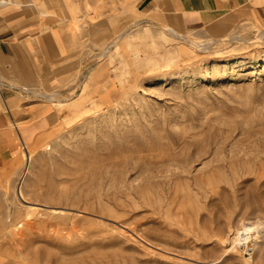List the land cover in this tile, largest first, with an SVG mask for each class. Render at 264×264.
I'll return each instance as SVG.
<instances>
[{"label": "rangeland", "instance_id": "obj_1", "mask_svg": "<svg viewBox=\"0 0 264 264\" xmlns=\"http://www.w3.org/2000/svg\"><path fill=\"white\" fill-rule=\"evenodd\" d=\"M170 29L89 48L103 98L97 64L16 90L56 112L0 164V264H264V24Z\"/></svg>", "mask_w": 264, "mask_h": 264}, {"label": "crops", "instance_id": "obj_2", "mask_svg": "<svg viewBox=\"0 0 264 264\" xmlns=\"http://www.w3.org/2000/svg\"><path fill=\"white\" fill-rule=\"evenodd\" d=\"M243 20L264 24V0H0V164H18L25 144L47 131L43 112H56L27 105L24 92L16 90L49 89L73 70L97 64L91 83L103 98L102 87L111 81L99 79L107 76L98 68L102 60L90 61L87 51L102 48L135 22L220 33ZM11 112L42 113L33 126L19 129L10 125Z\"/></svg>", "mask_w": 264, "mask_h": 264}, {"label": "bare ground", "instance_id": "obj_3", "mask_svg": "<svg viewBox=\"0 0 264 264\" xmlns=\"http://www.w3.org/2000/svg\"><path fill=\"white\" fill-rule=\"evenodd\" d=\"M170 29V28H169ZM170 30H172V29H170ZM172 32V31H171ZM173 33V32H172ZM174 34V33H173ZM232 38V37H231ZM233 40V39H232ZM186 42V41H185ZM191 42V41H190ZM194 43V42H193ZM189 44V43H188ZM203 45V44H202ZM207 45H211L209 42H207V43H205V47H207ZM195 47V46H194ZM197 48V47H196ZM198 48H200V46H198ZM202 48V47H201ZM203 48H204V46H203ZM14 192H15V194H16V197H18V195H17V192H16V190H14ZM24 194V193H23ZM260 227V224L258 225V227L256 228H253V225L252 224H250V225H244V227H243V233H241L240 235H239V237H244V238H242L241 239V241L242 240H246L247 241V234H249L250 232H252V230H256V229H258ZM244 234H246V236L244 235ZM258 234V233H257ZM260 234H261V232H260ZM259 235V234H258ZM256 239H258V237L256 236Z\"/></svg>", "mask_w": 264, "mask_h": 264}, {"label": "built area", "instance_id": "obj_4", "mask_svg": "<svg viewBox=\"0 0 264 264\" xmlns=\"http://www.w3.org/2000/svg\"><path fill=\"white\" fill-rule=\"evenodd\" d=\"M25 148V147H24Z\"/></svg>", "mask_w": 264, "mask_h": 264}]
</instances>
